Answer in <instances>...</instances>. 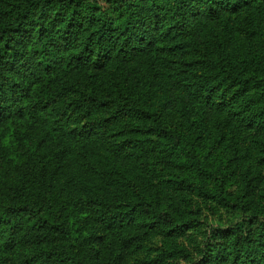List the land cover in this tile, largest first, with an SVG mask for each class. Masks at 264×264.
<instances>
[{"label": "trees", "instance_id": "obj_1", "mask_svg": "<svg viewBox=\"0 0 264 264\" xmlns=\"http://www.w3.org/2000/svg\"><path fill=\"white\" fill-rule=\"evenodd\" d=\"M251 1L0 0V253L25 249L0 264H119L155 236L170 239L168 252L143 264H264V213L213 231L201 249L192 222L165 211L157 185L134 176L164 156L155 139L177 145L234 109L204 84L218 67L219 37L208 29ZM67 110L108 116L76 132ZM134 117L146 122L134 146L108 140L111 124ZM167 163L215 180L196 150ZM133 176L149 202L128 199ZM184 184L214 197L204 184Z\"/></svg>", "mask_w": 264, "mask_h": 264}, {"label": "rangeland", "instance_id": "obj_2", "mask_svg": "<svg viewBox=\"0 0 264 264\" xmlns=\"http://www.w3.org/2000/svg\"><path fill=\"white\" fill-rule=\"evenodd\" d=\"M260 12H264V0H252L236 12L227 13L208 29V33L219 37V53L218 56L214 55L218 67L213 74L203 75L204 84L207 89L214 87L213 91H217L216 102L221 95H227L234 109L215 118L218 120L213 121L204 132L179 135L177 145L169 144L164 139H155L154 146L164 156H160L156 163L140 167L134 174L144 182L157 185L160 192L158 196L166 197L165 211L187 217L192 222L194 227L189 233L196 243L199 242L198 247L201 249L213 231L225 230L248 212L264 213V14L260 16ZM200 58L195 52L189 54L193 63L200 62ZM113 71L110 70L112 79L115 78ZM201 72L197 71L198 74ZM121 89L125 94L124 87ZM153 93L155 105L159 106L160 99H156L158 94ZM260 109H263V113L257 112ZM63 114H66L69 128L76 132L87 127L94 128L102 117L108 116L71 110ZM177 123L179 120L174 121L172 126L176 127ZM145 125L146 122L137 117L129 118L118 127L111 124L107 131L108 140L124 143L128 149L137 143V132ZM188 150H196L199 160L208 164L207 170L215 179L213 182L204 183L197 177H190L168 166L170 155L173 158L179 156V151L186 153ZM46 160L51 162L52 157L47 156ZM134 176L133 180L126 179L128 199L149 202V196L136 187ZM190 181L206 185L214 197L206 200L189 192L184 183ZM0 188L3 189H0V202H3L6 200L5 189L2 186ZM169 197L172 199L168 206ZM87 228L88 233L94 231V228ZM169 247L170 239L167 236L152 237L139 253H123L119 264H143L161 259L166 256ZM188 249L192 254L195 253L194 259H197V251L191 244ZM23 251L25 249H12L0 253V257L16 256Z\"/></svg>", "mask_w": 264, "mask_h": 264}]
</instances>
